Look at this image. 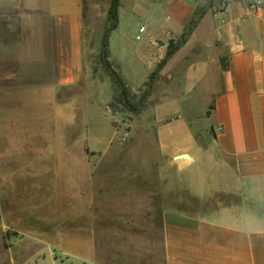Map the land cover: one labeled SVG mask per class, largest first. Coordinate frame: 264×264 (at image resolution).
<instances>
[{
  "label": "crops",
  "instance_id": "1",
  "mask_svg": "<svg viewBox=\"0 0 264 264\" xmlns=\"http://www.w3.org/2000/svg\"><path fill=\"white\" fill-rule=\"evenodd\" d=\"M84 2L0 0V132L10 143L0 177L32 179L26 190L36 193L9 211L1 184V227L40 242L34 264H142L99 249L98 234L106 218L115 236L120 224L146 222V189L122 190L112 210L103 193L121 172L170 176L166 190L186 191L203 211H163L160 201L162 264H264V0L224 9L221 0H118L105 64L89 55ZM124 89L136 105L147 91L129 119L115 106ZM116 119L128 124L123 158L99 132ZM224 195L236 202L211 205Z\"/></svg>",
  "mask_w": 264,
  "mask_h": 264
},
{
  "label": "rangeland",
  "instance_id": "2",
  "mask_svg": "<svg viewBox=\"0 0 264 264\" xmlns=\"http://www.w3.org/2000/svg\"><path fill=\"white\" fill-rule=\"evenodd\" d=\"M113 0H85L84 2V22H85V38L87 41V48L91 50L89 55L101 57V50L103 46V39L105 33L110 27L109 22V11L112 8ZM109 49V47H108ZM110 85L113 83L111 76H106L104 81L100 83L101 89L106 91ZM111 87V86H110ZM121 95H116V111L125 114V119L132 117L130 111L120 104ZM115 123H105L104 127L99 129L100 135L107 137L112 141V146L110 148V153H115L117 157L123 158V153L128 149L129 144L124 140L125 133L128 130V124L122 123L120 120H112ZM116 124V129L113 126ZM88 131V135L91 133V128ZM5 131V130H4ZM92 134V133H91ZM92 136V135H91ZM148 139H152L148 134ZM131 150L140 151L139 144H131ZM10 143L8 137L3 136L1 138L0 132V152L9 150ZM148 151L154 154V148L152 144L147 145ZM123 168V166L121 165ZM104 170H107L104 168ZM121 176L112 180V185L110 190L105 188V197L110 196L111 204L109 208L112 210L114 206V198L119 196L121 191H126L124 195L128 196V192L134 187H140L141 189H146L147 205L148 210L146 214V222L130 225L120 224L117 226V231L120 232L118 236L116 234L107 232L111 224H108L107 218L100 221L99 223V234H98V247L99 249H112L120 250V253L126 252L132 255L137 261L142 264H162V246H161V218H160V207L159 203H162V210H168L177 208L179 210L198 212L201 213L202 203L198 200H194L190 197L189 193L180 190L178 192H171L166 190L170 185V176H155L153 174L147 175L145 178L138 175H128V172H121ZM181 181V180H180ZM35 181L32 179L28 182L23 177L19 176H3V180L0 177V185L2 184L3 193V205L6 208H11L13 205L17 210L18 206L27 207L29 206L27 201H34L35 192L27 191L26 188L32 185ZM107 198H104L102 202H106ZM179 200L185 206L180 209L179 206H174L175 201ZM156 201V208L154 212L151 208H154V202ZM223 202L225 205L232 204L236 202L233 196H216L212 201L211 205L217 206V202ZM238 201V200H237ZM13 202V204H12ZM107 205V204H106ZM104 205V206H106ZM122 209V208H121ZM120 209V210H121ZM11 209H9L10 211ZM101 210V208H100ZM259 213L264 215V206L258 207ZM104 213L108 211L106 207L103 208ZM143 219V217H141ZM18 218L15 217L14 221L17 222ZM1 222V220H0ZM21 229L26 230V221L21 225ZM16 227H10L8 229H3L0 224V264H34V258L32 254L36 252L38 247L36 246L37 241L24 239L21 235L17 233ZM113 230V229H112ZM41 258V254H38ZM104 258V259H103ZM102 259L107 263L109 257H102ZM59 264H63L60 260L57 261ZM67 261L65 260V263Z\"/></svg>",
  "mask_w": 264,
  "mask_h": 264
},
{
  "label": "trees",
  "instance_id": "3",
  "mask_svg": "<svg viewBox=\"0 0 264 264\" xmlns=\"http://www.w3.org/2000/svg\"><path fill=\"white\" fill-rule=\"evenodd\" d=\"M117 3H118V0H113L112 8H111L110 11H109V22H110L111 25H110V27L108 28V30L106 31V33H105V37H104V39H103V46H102V49H103L104 46H106V48H107L108 43L105 44V40H106V37H107V35H108V32H109L110 30H113V29L116 28V26H117V21H118ZM200 16H201V15H198L197 19L194 20V21H192V22L190 23V27H189L188 31L183 35V37L178 41L177 44L172 43V44L170 45V49H169V52H168L167 58L162 62V64H160V67H162V66L167 62V59H168L169 57H171V56H172V55L178 50V48L180 47V44H181L182 42H185L187 35H189V34L191 33V31L193 30V28H194V26L196 25L197 21L199 20ZM105 51H106V49H105ZM101 57H102V61H103L104 64H105V61H104V58H103V54H102V50H101ZM106 68L108 69V72L111 74V76L116 80V82H118V84L121 85V84H122V83H121V80L117 77V75H116L115 73H113L112 71H110V66L107 65ZM154 78H155L154 75H152L151 78H150V81H153ZM149 88H150V86H148V89H149ZM146 93H147V91H146ZM146 93L143 95V97H142L140 103L136 105V104H132V103H131V101H130V99H129L128 92H127L126 89H124L123 94H124V98H125V100H123V97L121 96L120 104H122L127 110H129V111H131V112H137L138 109H139V107H140V105L143 103V99L145 98ZM184 206H185L184 204H181V205H180V209H181V208H184ZM183 211H184V210H183Z\"/></svg>",
  "mask_w": 264,
  "mask_h": 264
},
{
  "label": "built area",
  "instance_id": "4",
  "mask_svg": "<svg viewBox=\"0 0 264 264\" xmlns=\"http://www.w3.org/2000/svg\"><path fill=\"white\" fill-rule=\"evenodd\" d=\"M185 1H188V2H195L197 0H185ZM228 0H221V3H220V8L221 9H224L226 7V3H227ZM262 6V3L261 2H257L256 3V7H261ZM145 32V28L142 27L140 28L139 30V35H137L136 39L140 40L142 38V34Z\"/></svg>",
  "mask_w": 264,
  "mask_h": 264
},
{
  "label": "water",
  "instance_id": "5",
  "mask_svg": "<svg viewBox=\"0 0 264 264\" xmlns=\"http://www.w3.org/2000/svg\"><path fill=\"white\" fill-rule=\"evenodd\" d=\"M109 35H110V31H109V33H108V35H107V37H106L105 44L108 43ZM105 49H106V46H104L103 49H102V54H103V58H104V60H105ZM181 157H185V156H181Z\"/></svg>",
  "mask_w": 264,
  "mask_h": 264
}]
</instances>
